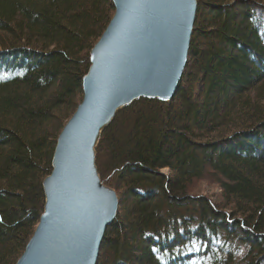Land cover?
I'll return each instance as SVG.
<instances>
[{
    "label": "trees",
    "instance_id": "obj_1",
    "mask_svg": "<svg viewBox=\"0 0 264 264\" xmlns=\"http://www.w3.org/2000/svg\"><path fill=\"white\" fill-rule=\"evenodd\" d=\"M114 13L112 0H0V264L35 232ZM96 164L123 204L97 264H264V0H198L175 98L119 111ZM205 180L218 200L195 192Z\"/></svg>",
    "mask_w": 264,
    "mask_h": 264
},
{
    "label": "water",
    "instance_id": "obj_2",
    "mask_svg": "<svg viewBox=\"0 0 264 264\" xmlns=\"http://www.w3.org/2000/svg\"><path fill=\"white\" fill-rule=\"evenodd\" d=\"M90 53L83 100L61 131L43 181L39 225L16 264H97L119 199L96 164L103 132L141 99L170 102L187 65L198 0H112Z\"/></svg>",
    "mask_w": 264,
    "mask_h": 264
},
{
    "label": "rangeland",
    "instance_id": "obj_3",
    "mask_svg": "<svg viewBox=\"0 0 264 264\" xmlns=\"http://www.w3.org/2000/svg\"><path fill=\"white\" fill-rule=\"evenodd\" d=\"M115 14V13H114ZM82 100H83V98H82ZM82 101H80V103H81ZM79 103V104H80ZM79 106V105H78ZM78 108V107H77ZM77 110V109H76ZM75 113V112H74ZM119 113V112H118ZM73 116V115H72ZM117 116V115H116ZM57 142V141H56ZM165 173H167V172H165ZM115 177V176H114ZM101 179H102V177H101ZM109 180H113L112 178L111 179H109ZM103 181V180H102ZM109 183H105L104 182V184L105 185H107L108 187H110V188H112L113 190H115V192H116V194H117V197H118V199H119V201H120V199H121V191H119L118 189H115V187H114V184H113V182H110V181H108ZM195 192L197 193V194H199V195H205V196H209L212 200H218L217 198H218V196H219V193L221 192V189H220V187L217 185V184H215V183H211V182H208V181H203L202 183H200V184H198L197 186H196V188H195ZM131 206L132 204L131 203H128V206ZM121 207H123V204H121V205H119V209L121 210ZM119 210V211H120ZM38 225H39V223L37 224V226H36V228L38 227ZM36 228H35V230H36ZM26 249V248H25ZM25 251V250H24Z\"/></svg>",
    "mask_w": 264,
    "mask_h": 264
},
{
    "label": "bare ground",
    "instance_id": "obj_4",
    "mask_svg": "<svg viewBox=\"0 0 264 264\" xmlns=\"http://www.w3.org/2000/svg\"><path fill=\"white\" fill-rule=\"evenodd\" d=\"M89 71V70H88ZM88 73V72H87Z\"/></svg>",
    "mask_w": 264,
    "mask_h": 264
}]
</instances>
